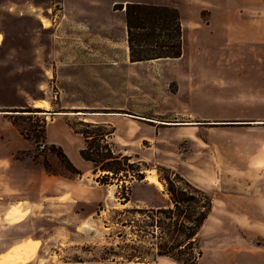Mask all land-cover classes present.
<instances>
[{
  "label": "rangeland",
  "instance_id": "obj_1",
  "mask_svg": "<svg viewBox=\"0 0 264 264\" xmlns=\"http://www.w3.org/2000/svg\"><path fill=\"white\" fill-rule=\"evenodd\" d=\"M132 3L178 13L180 58L130 61ZM197 17L189 0H0V156L18 162L0 192V255L24 251L17 264H156L159 246L186 241L190 230L175 228H191L186 214L198 217L208 198L237 209L239 194L264 192V126L231 115L259 109L210 93L202 74L219 58L190 31ZM86 149L111 154L117 174L84 159ZM208 228L194 237L197 264H211ZM169 259L160 263L178 264Z\"/></svg>",
  "mask_w": 264,
  "mask_h": 264
},
{
  "label": "crops",
  "instance_id": "obj_2",
  "mask_svg": "<svg viewBox=\"0 0 264 264\" xmlns=\"http://www.w3.org/2000/svg\"><path fill=\"white\" fill-rule=\"evenodd\" d=\"M189 1L198 13L190 31L205 36L207 50L219 58L207 61L202 74L211 81L210 93L222 104L259 109L255 114L231 115L251 118V125L264 126V0ZM5 157L0 156V192L7 190V171L14 179L13 170L18 165ZM237 197V204H241L237 209L219 206L213 199L211 213L199 231L209 227L205 259L211 264H264V192H243ZM166 259L160 257L156 264Z\"/></svg>",
  "mask_w": 264,
  "mask_h": 264
},
{
  "label": "trees",
  "instance_id": "obj_3",
  "mask_svg": "<svg viewBox=\"0 0 264 264\" xmlns=\"http://www.w3.org/2000/svg\"><path fill=\"white\" fill-rule=\"evenodd\" d=\"M125 22L130 61L132 63L155 59H178L182 56V28L179 15L175 10L134 3L127 4L125 8ZM91 127L99 128V126ZM86 134H88V132H86ZM86 148L88 149V147ZM87 149L81 152V156L84 159L94 163H100L101 170L103 171L111 172L114 175L117 174L115 168L112 167L114 158L111 154L98 152L96 156L93 157L85 154ZM63 157L65 158V155ZM138 175L141 180L144 179L142 174ZM194 190L197 191V193H203L198 189L194 188ZM169 191L171 201L178 209L180 201L177 199V192H174L173 189H169ZM191 197L192 196H186L185 199L181 201L189 203L192 201ZM211 210L212 200L208 198L204 206V211L199 214L198 217L193 218L194 216L190 213H188V215L186 214V219L194 225L190 228L181 224L178 228H175V231L182 235H185L186 231L190 230L189 234H186V241L172 246L170 250H167L166 247L163 248L159 246L157 256L170 258L178 264H197L202 254L200 251L197 252L196 246L198 243L194 237L199 233L205 220L211 213ZM157 213L167 218V214H170L171 210L159 209ZM182 213L183 211L181 214ZM157 224L162 231H164L163 229L167 226H165L163 222H157ZM133 258L135 257L130 255L125 259L131 261Z\"/></svg>",
  "mask_w": 264,
  "mask_h": 264
},
{
  "label": "bare ground",
  "instance_id": "obj_4",
  "mask_svg": "<svg viewBox=\"0 0 264 264\" xmlns=\"http://www.w3.org/2000/svg\"><path fill=\"white\" fill-rule=\"evenodd\" d=\"M42 21H43L45 27L49 25L47 23V21H45V20H42ZM1 41H2V37L0 36V44H1ZM35 107L47 110L48 106L45 103L37 102L35 104ZM65 114L66 113H61L59 115H65ZM69 114H73V113H69ZM77 114H84V113L79 112ZM147 179H148V181L151 184L155 185L158 189H162L163 188L162 183L157 178H155V177H147ZM9 216L10 217H14L15 213L10 212ZM23 255H24V251H10L7 254H5V256L0 258V264H17L19 261H21Z\"/></svg>",
  "mask_w": 264,
  "mask_h": 264
},
{
  "label": "water",
  "instance_id": "obj_5",
  "mask_svg": "<svg viewBox=\"0 0 264 264\" xmlns=\"http://www.w3.org/2000/svg\"><path fill=\"white\" fill-rule=\"evenodd\" d=\"M81 113H84V112H81ZM86 113H84L85 115ZM95 114H103V113H95ZM122 115L121 113H114V115ZM123 115H126V116H129V118H133V116H130V115H127V114H123Z\"/></svg>",
  "mask_w": 264,
  "mask_h": 264
}]
</instances>
